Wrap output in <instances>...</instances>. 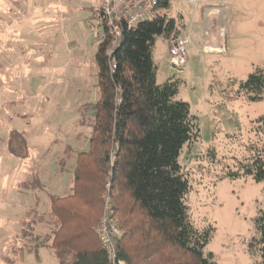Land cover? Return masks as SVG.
<instances>
[{"label": "rangeland", "instance_id": "obj_1", "mask_svg": "<svg viewBox=\"0 0 264 264\" xmlns=\"http://www.w3.org/2000/svg\"><path fill=\"white\" fill-rule=\"evenodd\" d=\"M103 2L0 0V256L13 264H57L50 227H37L41 237L26 244L23 258L12 243L37 200L47 213V193L72 190L73 175L58 171V159L66 145L85 150L91 134L78 125L79 110L99 98L94 58ZM156 14L181 19L182 35L193 42L181 74L171 69L168 41L158 38L153 54L158 83L180 80L177 99L199 131L179 157L190 220L214 230L204 253L215 264H259L264 182L225 175L262 147L253 127L264 101L248 102L239 88L264 67V0H170L147 19ZM34 178L42 190L19 188ZM36 245L39 258L28 253Z\"/></svg>", "mask_w": 264, "mask_h": 264}, {"label": "trees", "instance_id": "obj_2", "mask_svg": "<svg viewBox=\"0 0 264 264\" xmlns=\"http://www.w3.org/2000/svg\"><path fill=\"white\" fill-rule=\"evenodd\" d=\"M169 8L170 1H164L155 12ZM182 34L181 19L156 14L133 28L122 26L121 40L111 53L110 36L99 40L94 58L99 98L79 110L78 125L91 132L87 147L66 145L58 159V171L73 175L71 194L47 193V213L39 212L38 200L28 208L21 234L12 243L21 258L26 244L41 237L37 227L47 226L57 264H109L95 233L109 206L121 232L118 255L126 264H215L213 255L204 253L214 230L193 226L186 204L190 185L179 163L183 147L199 136L196 119L189 105L177 99V77L158 83L153 59L158 38L168 41ZM239 93L250 103L264 101V67L241 83ZM253 128L261 149L225 178L264 182V116ZM18 186L44 188L37 178ZM258 230L259 264H264V213ZM28 253L39 258L38 245ZM0 259L13 264L7 256Z\"/></svg>", "mask_w": 264, "mask_h": 264}, {"label": "built area", "instance_id": "obj_3", "mask_svg": "<svg viewBox=\"0 0 264 264\" xmlns=\"http://www.w3.org/2000/svg\"><path fill=\"white\" fill-rule=\"evenodd\" d=\"M164 1L170 0H104L101 8L102 19L99 21V40L104 39L107 34L110 36L109 53H111L121 40L122 26L133 28L147 20L155 12L156 7ZM189 42V36L185 35L168 40L170 66L176 74L183 73L188 62ZM95 233L107 254L109 264H126L118 255L117 243L121 232L112 219L109 206L106 207Z\"/></svg>", "mask_w": 264, "mask_h": 264}, {"label": "crops", "instance_id": "obj_4", "mask_svg": "<svg viewBox=\"0 0 264 264\" xmlns=\"http://www.w3.org/2000/svg\"><path fill=\"white\" fill-rule=\"evenodd\" d=\"M183 34H185V33H183ZM190 38V44L192 43L193 44V42H192V38L191 37H189ZM71 189H72V187H71ZM70 194H71V192H70ZM70 194H68V195H70ZM68 195H66V196H68ZM58 196V195H57ZM62 197H65V196H62ZM38 199V198H37ZM39 201V200H38ZM40 202V201H39ZM49 210H50V201H49ZM57 262V261H56Z\"/></svg>", "mask_w": 264, "mask_h": 264}]
</instances>
